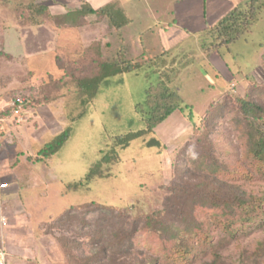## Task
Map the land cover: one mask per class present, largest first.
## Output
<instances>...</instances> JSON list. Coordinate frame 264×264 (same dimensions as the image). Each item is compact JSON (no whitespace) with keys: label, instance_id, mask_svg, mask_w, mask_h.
<instances>
[{"label":"rangeland","instance_id":"1","mask_svg":"<svg viewBox=\"0 0 264 264\" xmlns=\"http://www.w3.org/2000/svg\"><path fill=\"white\" fill-rule=\"evenodd\" d=\"M150 1L135 0L140 5L126 12L133 22L122 29L101 14L28 12L19 0L12 14L0 16V184L12 193L3 197L4 213L26 249L38 247L33 255L27 250L35 264H264V175L245 158L247 137L235 122L246 96L264 105V0L242 1L244 14L229 47L216 30L180 28L171 36L163 25L162 31L146 12ZM159 2L158 19L172 22L173 0ZM102 62L140 68L106 79L83 104L87 97L78 82L96 75ZM158 83L184 103L125 147L120 136L146 130L138 106ZM20 101L16 113L12 105ZM68 128L65 146L43 159L46 144ZM151 139L161 145L149 147ZM208 155L230 170L229 179L220 170L216 176L255 204L197 206L196 224H175L178 238L141 228L132 247H119L110 234L123 226L118 216L132 222L163 209L165 188L182 171H189L192 184L201 180L198 169L212 172ZM239 166L249 179L235 174ZM103 206L116 210L107 217L117 220L104 225L105 211L97 209ZM101 230L106 237L95 240ZM177 250L188 252L180 262Z\"/></svg>","mask_w":264,"mask_h":264},{"label":"trees","instance_id":"2","mask_svg":"<svg viewBox=\"0 0 264 264\" xmlns=\"http://www.w3.org/2000/svg\"><path fill=\"white\" fill-rule=\"evenodd\" d=\"M256 2H258V0H253L252 3L255 5ZM98 13L107 16L112 25L117 29H121L124 25L128 24V21L125 19L119 22L120 16L114 15L112 9L110 8L100 10ZM77 14L93 15L96 14V12L91 9H83ZM243 14L244 13H242L241 8L238 6L221 21H219L217 25L209 30L220 31L223 36L225 35L227 39L224 40V44L226 43L225 46L229 47L231 43L235 41V38H233L236 37L234 34V31L236 30L235 27L239 23V19ZM118 17L119 19H117ZM253 17L256 18L255 15H253ZM139 68L140 66H133L130 62H124V64L102 62L99 72L96 75L84 78L78 82L82 94L87 97L83 104L88 103L96 97L101 84L106 79L125 73H131ZM183 101L184 100L178 92L171 90L163 83L150 86V88L146 91L144 102L138 106L139 112L144 117L146 130L135 134L130 133L124 137L120 136L118 138L119 143L127 147L131 141L141 136H148L177 110H179L184 103ZM220 113L221 108L211 114V119L213 118L212 120H214V118H216ZM238 116L239 117L236 118L235 122L247 137V152L245 154V158L252 161L256 170L264 175V105L254 101L252 97L248 95L245 99L240 100L239 102ZM82 117L83 115H80L79 118L81 119ZM71 134V128H68L63 133L55 137L52 142L46 144L45 148L41 151L42 158L49 159L55 156L69 141ZM148 145L149 147H159L161 144L158 140L151 139ZM208 157L210 162L214 161L209 155ZM105 159L108 160V158ZM207 167L210 169V172L212 170L214 173H207L203 169H198L199 172L197 178H201L198 184L191 183V176H187L189 171L185 175L183 173L184 171H182L179 174V180L165 188L168 196L165 199L163 209L157 210L153 214L146 216L144 219L140 218L134 221L132 219V222H129L130 217L128 215L121 213L122 216L120 215L118 217L122 218L123 226L119 229L120 232H115L114 230L112 232V230H110V234H113L115 237L112 239H115L119 243V247H124L126 242H128L129 246L132 247V238L139 230H141V228L158 233L161 237H167L170 239L178 238L181 234V228L175 227V224L177 223L181 226L190 223L196 224L193 213L195 212L197 206L207 209L223 208L224 210H233L235 207L243 209L246 207L247 203H249V205H251L252 202L255 204V201L257 200H246V198H244L245 192L241 189L235 188V186L232 187L226 181H223L224 179L220 180L216 176L218 175L216 170H220L224 173L225 178L229 179L230 170H227L215 162H212L211 164L209 163ZM239 167L240 169L237 170L235 174L249 179L251 175L247 173L248 170H244L242 166ZM92 205L97 206L94 204ZM97 209L105 211L103 213L106 215L103 219L104 225L109 221L117 220H111L107 217L110 215L112 218L116 216V210L113 208L103 206L98 207ZM124 224L130 226L131 228L126 229ZM140 224L141 227H139ZM110 227H113L112 223L109 228ZM103 237H106V235H104L101 230L97 233L95 240ZM111 244H113V242ZM187 255V251L181 250L175 251L174 254L175 259L178 262L182 261Z\"/></svg>","mask_w":264,"mask_h":264},{"label":"crops","instance_id":"3","mask_svg":"<svg viewBox=\"0 0 264 264\" xmlns=\"http://www.w3.org/2000/svg\"><path fill=\"white\" fill-rule=\"evenodd\" d=\"M18 0H0V16L5 14H12L13 10L16 8ZM21 7L28 12L32 9L33 12L37 14L50 13L52 15H76L81 6L87 7L96 12L93 15H100L98 12L103 9H112L114 15L122 16L125 20L128 21L129 25L133 22L132 19L128 18L127 10L128 8H136L138 5L135 4V0H19ZM243 0H173L172 14L175 18L167 23L162 21L158 16L160 14V8L157 3L160 4L159 0H151L146 6V12L149 13L152 20L155 22L156 26H160L163 31L164 26L167 25L168 31L172 34L171 36H176L175 32H178V29L182 28L184 30L191 29L193 32L206 31L215 25L218 24L224 17H226L231 11L236 7L240 6ZM245 1V0H244ZM243 1V2H244ZM27 2V3H26ZM58 2H61V5L64 4L68 8H76V10L68 11L65 6H60ZM156 3V4H155ZM19 4V3H18ZM19 7V6H18ZM169 7V6H168ZM171 8V7H169ZM167 9V8H164ZM76 12V14L74 13ZM86 12V11H85ZM62 16V17H63ZM3 19V18H2ZM3 24V22H2ZM4 25V24H3ZM1 29V28H0ZM122 29V28H121ZM1 31V30H0ZM2 34H0L1 36ZM172 39V38H171ZM9 188L5 189L0 196V204L3 202V197H12L11 191H8ZM6 216V213H5ZM6 226H2L0 223V246H4L8 253L7 264H35L29 260L28 255L36 254L35 251L38 249L37 246H34L33 249H26L22 237L17 230L10 228L8 217ZM29 250V254L28 251Z\"/></svg>","mask_w":264,"mask_h":264},{"label":"built area","instance_id":"4","mask_svg":"<svg viewBox=\"0 0 264 264\" xmlns=\"http://www.w3.org/2000/svg\"><path fill=\"white\" fill-rule=\"evenodd\" d=\"M16 104H17V106H16ZM21 104H22V102L20 101V102H15L12 105L13 107H15L16 113H19V109H20V107H22ZM7 188H9L8 184H0V196H2V192ZM0 223L2 226H6L8 224L2 204H0ZM7 260H8L7 250L5 249L4 246H0V264H7Z\"/></svg>","mask_w":264,"mask_h":264}]
</instances>
